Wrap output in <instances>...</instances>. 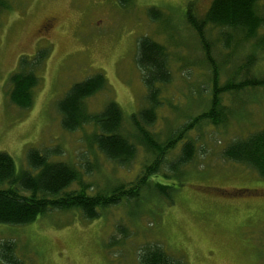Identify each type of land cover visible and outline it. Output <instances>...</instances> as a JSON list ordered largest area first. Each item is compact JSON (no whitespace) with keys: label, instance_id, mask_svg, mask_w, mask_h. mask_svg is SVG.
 <instances>
[{"label":"rangeland","instance_id":"obj_1","mask_svg":"<svg viewBox=\"0 0 264 264\" xmlns=\"http://www.w3.org/2000/svg\"><path fill=\"white\" fill-rule=\"evenodd\" d=\"M2 1L0 151L13 158L17 169L26 166V152L35 148L48 151L50 161L77 168L94 191L135 179L150 162L142 148L128 165H115L91 142L90 126L62 128L57 102L75 82L101 73L105 86L85 100L87 110L95 113L116 102L123 113L122 132L132 133L130 115L147 105L134 60L142 36L168 52L171 80L161 87V105L150 128L160 141L206 110L214 69L220 86L239 80L245 71L237 69L252 54L248 75L264 76V23L249 40L206 24L203 43L186 20L188 9L203 20L212 0ZM257 9L264 19V0H258ZM154 10L159 20L151 16ZM48 19L51 26L42 29ZM44 48L47 54L34 69L39 82L31 104L20 108L9 100L10 75L22 58L29 61ZM221 102L231 111L223 125L204 122L187 134L194 153L182 168L180 185L170 192L171 204L146 196L108 207L89 221L76 210H52L29 224H0V244L9 241L26 264H139V252L151 245L182 264H264V178L222 154L232 140L264 127V87L224 93ZM179 144L167 160L177 156ZM171 177L165 165L153 176L165 183ZM0 264L6 263L0 258Z\"/></svg>","mask_w":264,"mask_h":264},{"label":"trees","instance_id":"obj_2","mask_svg":"<svg viewBox=\"0 0 264 264\" xmlns=\"http://www.w3.org/2000/svg\"><path fill=\"white\" fill-rule=\"evenodd\" d=\"M125 5L127 0H120ZM258 0H212L205 18L198 21L191 9L185 17L204 43V26L212 24L243 35V40L253 38L264 23L257 9ZM5 7L0 0V11ZM151 16L159 20L155 10ZM206 59L215 68V63L204 44ZM47 49H40L31 60L22 58L19 69L10 75L9 100L20 108L31 104L32 89L39 78L34 69L43 61ZM252 58V59H251ZM135 64L141 71V80L146 88L147 105L129 117L132 133L122 132L123 113L119 105L110 101L101 110L92 113L85 100L101 90L106 83L103 74L96 73L75 82L57 102L63 129L72 131L83 126L92 128L91 142L97 151L115 165H128L135 157L137 148L150 156L139 174L127 183H107L93 190V185L81 177L74 166L62 161H50L48 151L30 148L26 152V166L16 168L13 158L0 151V224L25 225L52 210H76L83 220L97 219L103 210L122 202L143 200L146 196L164 199L171 204L170 192L180 185L183 167L194 153V143L188 132L202 123L223 125L230 109L222 104L224 93H238L250 88L264 87V76L250 74L252 54L247 56L237 70H243L240 79H230L223 85L217 83L214 69L211 79L210 100L206 110L184 123L163 141L150 131L156 120V110L161 105V87L171 80L166 47L148 36L137 41ZM237 72V71H236ZM234 78V77H233ZM178 145L177 156L167 160V155ZM227 160L240 163L264 178V127L245 137L232 140L222 151ZM165 165L172 175V182L165 183L153 178ZM169 178V177H168ZM76 183L77 187L72 188ZM0 258L6 264H26L14 255L9 241L0 244ZM139 264H182L166 253L159 245L145 247L139 252Z\"/></svg>","mask_w":264,"mask_h":264},{"label":"flooded vegetation","instance_id":"obj_3","mask_svg":"<svg viewBox=\"0 0 264 264\" xmlns=\"http://www.w3.org/2000/svg\"><path fill=\"white\" fill-rule=\"evenodd\" d=\"M52 22L50 19H48L43 25L42 29H48L51 26Z\"/></svg>","mask_w":264,"mask_h":264}]
</instances>
